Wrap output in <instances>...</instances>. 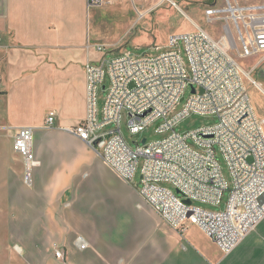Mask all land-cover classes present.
Wrapping results in <instances>:
<instances>
[{
	"label": "crops",
	"instance_id": "obj_1",
	"mask_svg": "<svg viewBox=\"0 0 264 264\" xmlns=\"http://www.w3.org/2000/svg\"><path fill=\"white\" fill-rule=\"evenodd\" d=\"M171 1L191 12L203 6L202 14L221 3ZM119 2L130 8V0H103L97 7L87 0H0V264H264V218L224 255L198 228L169 227L70 132L87 112L84 66L117 47L104 17ZM50 113L54 128L45 129ZM25 126L35 127L39 163L30 186L12 150Z\"/></svg>",
	"mask_w": 264,
	"mask_h": 264
},
{
	"label": "built area",
	"instance_id": "obj_2",
	"mask_svg": "<svg viewBox=\"0 0 264 264\" xmlns=\"http://www.w3.org/2000/svg\"><path fill=\"white\" fill-rule=\"evenodd\" d=\"M163 2L175 7L171 0H160L154 9ZM87 3L97 7L103 0ZM204 16L209 25H220L219 35L195 27L184 35L170 36L168 50L158 56L122 53L109 61L103 58L86 64L87 112L70 132L121 180L134 186L169 227L183 232L188 225L194 226L226 255L264 218V122L256 116L246 89V82L256 88L248 75L264 63V4L221 0L206 8ZM180 46L187 65L176 49ZM261 54L248 72L236 61V57L252 59ZM100 88L105 96L98 110ZM183 101L181 110L172 114ZM191 115L217 122L176 132ZM124 117L132 136H141L156 123L155 133L165 137L152 142L142 139L144 144L136 141L130 147L121 132ZM54 120L50 113L44 128L53 129ZM34 130L20 127L12 147L23 163L26 186L39 165L32 150ZM224 193L228 198L223 210L201 207H219ZM75 243L82 251L88 246L81 237ZM55 256L62 259L63 253L56 251Z\"/></svg>",
	"mask_w": 264,
	"mask_h": 264
},
{
	"label": "rangeland",
	"instance_id": "obj_3",
	"mask_svg": "<svg viewBox=\"0 0 264 264\" xmlns=\"http://www.w3.org/2000/svg\"><path fill=\"white\" fill-rule=\"evenodd\" d=\"M159 1L160 0H134L133 2L132 0L131 2L130 0L131 9L127 8L126 6H122L121 2H119V6L114 7L112 11L108 12V14L104 17L106 21L105 23H107L106 27H108L107 37L113 42H118L116 48H114L113 50H106L105 60L109 61L122 53L158 56L166 52L168 50L167 42L170 36L184 35L195 29L193 23L188 18H186L184 14H186L196 22H200V27L206 30L209 34L216 36L221 33L220 25L212 26L209 25V23L206 21L204 13L202 14L200 10L203 6H199V9L195 12H191V9H188L186 7H179V9H176L168 2H163L159 7L149 12L147 16H139V14L147 11L149 8H152L157 3H159ZM168 8H173L174 11H169ZM158 10L160 12H157ZM176 49L179 50L184 64L187 65L183 48L180 46ZM262 57L263 54L252 59H239L238 57H236V61L240 65V67L243 68V70L248 72L251 70L254 64L258 63L261 60ZM250 75L256 83L263 85L264 89V63L261 64L259 68L253 71ZM104 85L107 87L109 86V79L107 76L105 78ZM246 89L256 116L258 117V119L264 122V99L256 90L257 88H255L248 82H246ZM188 95V92H186L184 96L185 100L188 98ZM104 96L105 94L100 90L98 110L102 108ZM184 102L185 101L180 103L172 112V114L179 112L183 107ZM216 122V119L210 117L191 115L184 119L178 125V127L176 128V132L184 133L202 126L213 125ZM155 126L156 123L149 127L147 131H145L139 137L132 136L127 130L126 118L124 117L121 122V132L126 143L130 147H134V143L136 141L138 143H141L142 139H146L147 142L163 139L165 135H158L157 133H155ZM220 163L223 168L226 180L230 182L226 166L221 158ZM139 179L140 168H138L135 174L134 184L136 186H139ZM166 187L171 189L172 192L176 194L174 188H172L171 186ZM227 198L228 193H224L223 201L219 207L200 206L210 211H221L225 207Z\"/></svg>",
	"mask_w": 264,
	"mask_h": 264
},
{
	"label": "bare ground",
	"instance_id": "obj_4",
	"mask_svg": "<svg viewBox=\"0 0 264 264\" xmlns=\"http://www.w3.org/2000/svg\"><path fill=\"white\" fill-rule=\"evenodd\" d=\"M167 11V10H166ZM170 11V10H169ZM166 14V13H165ZM164 14V16H165ZM162 16V15H161ZM163 18V17H162ZM250 80H253L251 75H248ZM256 83V82H255ZM256 90L258 91V93L262 96V98L264 99V89H263V85L256 83ZM264 125V124H263Z\"/></svg>",
	"mask_w": 264,
	"mask_h": 264
},
{
	"label": "water",
	"instance_id": "obj_5",
	"mask_svg": "<svg viewBox=\"0 0 264 264\" xmlns=\"http://www.w3.org/2000/svg\"><path fill=\"white\" fill-rule=\"evenodd\" d=\"M102 90H104V86L102 87ZM192 93H194V91L192 90ZM142 144H144V140H142V142H141ZM187 203H189V202H187Z\"/></svg>",
	"mask_w": 264,
	"mask_h": 264
}]
</instances>
